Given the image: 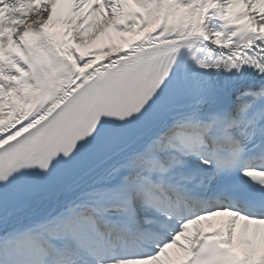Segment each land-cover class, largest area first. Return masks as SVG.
<instances>
[{
    "label": "snow or ice",
    "instance_id": "snow-or-ice-1",
    "mask_svg": "<svg viewBox=\"0 0 264 264\" xmlns=\"http://www.w3.org/2000/svg\"><path fill=\"white\" fill-rule=\"evenodd\" d=\"M0 264H264V0H0Z\"/></svg>",
    "mask_w": 264,
    "mask_h": 264
}]
</instances>
